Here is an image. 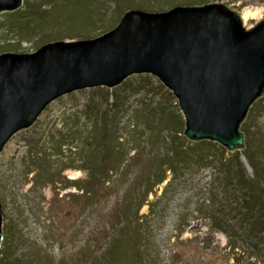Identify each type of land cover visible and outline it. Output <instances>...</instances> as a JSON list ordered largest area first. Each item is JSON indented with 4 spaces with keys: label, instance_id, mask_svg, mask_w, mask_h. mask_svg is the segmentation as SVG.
I'll return each instance as SVG.
<instances>
[{
    "label": "rangeland",
    "instance_id": "rangeland-1",
    "mask_svg": "<svg viewBox=\"0 0 264 264\" xmlns=\"http://www.w3.org/2000/svg\"><path fill=\"white\" fill-rule=\"evenodd\" d=\"M210 3L236 12L245 29L264 16V0H21L0 11V55L97 38L130 9ZM183 128L175 97L149 74L50 101L0 151V264H264V228L223 165L237 154L264 194V95L232 152L189 141Z\"/></svg>",
    "mask_w": 264,
    "mask_h": 264
},
{
    "label": "water",
    "instance_id": "water-1",
    "mask_svg": "<svg viewBox=\"0 0 264 264\" xmlns=\"http://www.w3.org/2000/svg\"><path fill=\"white\" fill-rule=\"evenodd\" d=\"M20 5L0 0V11ZM133 74L152 75L171 92L186 139L232 152L243 147L240 126L264 95V16L245 29L222 3L130 9L97 38L1 54L0 151L53 99L82 88H111ZM6 216L0 190V252Z\"/></svg>",
    "mask_w": 264,
    "mask_h": 264
},
{
    "label": "trees",
    "instance_id": "trees-1",
    "mask_svg": "<svg viewBox=\"0 0 264 264\" xmlns=\"http://www.w3.org/2000/svg\"><path fill=\"white\" fill-rule=\"evenodd\" d=\"M181 122V120H180ZM205 143L204 141H200V144ZM223 151V149H221ZM181 153V154H179ZM184 152L177 150L175 152L176 158L179 160L181 159H186L188 153L185 152V156L183 158H180V156ZM194 153V152H191ZM247 159L249 163L253 165V159L256 157L254 154H247ZM224 166L225 165H231L233 167L232 174L230 173V166L225 168L226 174L229 176V180L232 184L236 186H240L244 190L247 191V196H244L242 200L245 202V210L248 211L249 213H254L253 218H249L250 220L253 219L255 223L254 226H258L261 228H264V194H259L260 188L255 181H250L244 174V167L243 164L241 163L240 157L237 154H231L226 160H224ZM222 165V166H223ZM230 173V174H228ZM161 182V181H160ZM252 225V223H251ZM123 243L120 241V244ZM113 258V257H112ZM110 264H118V261L110 260L108 261Z\"/></svg>",
    "mask_w": 264,
    "mask_h": 264
},
{
    "label": "bare ground",
    "instance_id": "bare-ground-1",
    "mask_svg": "<svg viewBox=\"0 0 264 264\" xmlns=\"http://www.w3.org/2000/svg\"><path fill=\"white\" fill-rule=\"evenodd\" d=\"M250 15V13L249 12H246L245 13V16H244V19L247 17V16H249Z\"/></svg>",
    "mask_w": 264,
    "mask_h": 264
}]
</instances>
